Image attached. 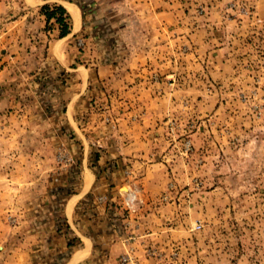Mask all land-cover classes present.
Instances as JSON below:
<instances>
[{"label":"rangeland","instance_id":"374dc122","mask_svg":"<svg viewBox=\"0 0 264 264\" xmlns=\"http://www.w3.org/2000/svg\"><path fill=\"white\" fill-rule=\"evenodd\" d=\"M70 1L99 26L96 45L77 42L88 58L72 67L111 62L133 72L113 85L93 82L83 96L79 126L90 151H103L100 135L138 128L151 154L146 162L162 168L166 183L148 200L128 184L120 190L121 218L147 213L144 228L163 235L147 237L144 255L155 264H264V0H165L176 5L174 22L159 29L151 26L159 15L146 19L135 7L146 28L134 47L117 44L98 3ZM7 48L0 32V264H22L16 166L32 163V152L69 166L67 141L76 135L62 122L65 101L57 98L71 84L69 73L52 62L13 61ZM133 51L139 60L125 61ZM50 116L53 127L41 123ZM61 191L60 200L73 189Z\"/></svg>","mask_w":264,"mask_h":264},{"label":"crops","instance_id":"0c3cea01","mask_svg":"<svg viewBox=\"0 0 264 264\" xmlns=\"http://www.w3.org/2000/svg\"><path fill=\"white\" fill-rule=\"evenodd\" d=\"M92 1L98 3L101 17L109 20V26L104 28L114 34L121 47H134L146 28L139 17L142 12L135 7L140 6L147 12L146 19L152 13L159 15L161 23L151 24L153 28H161L169 18L174 22L171 9L176 5L165 0ZM44 5L64 9L69 26L66 36L60 37L61 28L54 19L47 21L41 14ZM87 17L80 5L70 0H0V32L8 47L6 54L11 56L15 52L11 56L13 61L25 59L37 68L44 62H52L60 71L69 73L71 84L57 98L65 101L62 122L76 135L67 141L71 152L66 153L72 161L69 166L58 168L50 152L43 155L44 159L32 152V163L16 166V189L23 214L16 228L21 235L16 250L24 264H119V258L127 255L140 264H155V260L144 255V248L150 244L147 237L155 234V240L160 241L163 235L159 230L150 233L144 228L149 214L140 213L136 220H128L121 218L119 207L123 202L120 190L124 184L148 200L159 194L166 183L161 166L146 162L151 154L145 150L144 135L138 128L130 134L118 130L100 135L99 144L104 149L97 155L90 151L83 133L85 129L79 126V106L91 83L106 80L113 85L124 75L133 74L132 71L123 74L111 62L93 68L72 67L73 63L88 58L77 42L95 44L94 31L99 26L87 22ZM123 57L129 63L139 60L135 51ZM120 89L123 88L119 92ZM41 123L53 127L56 117H46ZM67 189L73 191L65 193L61 200L56 198L57 190L66 192ZM136 224L137 231L129 232ZM129 233L138 236L135 243L127 241Z\"/></svg>","mask_w":264,"mask_h":264},{"label":"trees","instance_id":"16d2710c","mask_svg":"<svg viewBox=\"0 0 264 264\" xmlns=\"http://www.w3.org/2000/svg\"><path fill=\"white\" fill-rule=\"evenodd\" d=\"M80 8L83 10L84 13H86L85 8L83 6H80ZM40 12L46 17L47 21L54 19L55 23L60 26V37H64L67 35V33H69L67 15L65 14V11L62 7H50L48 5H44L43 7H41Z\"/></svg>","mask_w":264,"mask_h":264},{"label":"built area","instance_id":"2783aa9c","mask_svg":"<svg viewBox=\"0 0 264 264\" xmlns=\"http://www.w3.org/2000/svg\"><path fill=\"white\" fill-rule=\"evenodd\" d=\"M131 202H133V198L132 197L131 198L128 197L127 198V204H130ZM128 261H130V260H129V258L127 256L122 257L120 264H128Z\"/></svg>","mask_w":264,"mask_h":264}]
</instances>
